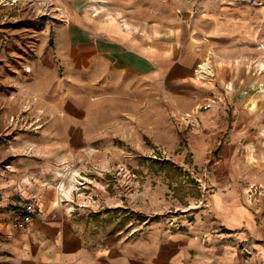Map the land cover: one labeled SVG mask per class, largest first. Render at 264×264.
I'll list each match as a JSON object with an SVG mask.
<instances>
[{"label":"crops","instance_id":"0c3cea01","mask_svg":"<svg viewBox=\"0 0 264 264\" xmlns=\"http://www.w3.org/2000/svg\"><path fill=\"white\" fill-rule=\"evenodd\" d=\"M216 15L214 10L160 41H144L107 22L85 24L90 20H80V11L75 20H50L53 25L31 21L44 35L34 37L30 49L26 37L4 38L0 119L33 94L42 125L16 134L15 152L0 140V264H264V202L247 201L243 193L260 171L245 156L264 124L262 109L249 107L251 85L236 76L234 84L225 83V95L221 73L215 88L196 76L198 61L213 49L208 42L244 40L237 35L249 21ZM206 104L197 127L181 124L182 113ZM183 139L197 162L211 152L220 157L211 174L210 211L187 231H170L157 220L123 237L120 219L109 223L110 215L94 214L90 221L87 210L69 214L56 206L54 179L64 163L81 172L86 161L104 168L125 161L146 173L145 195L159 208L167 190L159 173L177 181L179 173L169 163L145 164L140 155L151 145L175 151ZM123 148L131 154L125 157ZM32 196H39L41 216L19 227L22 204Z\"/></svg>","mask_w":264,"mask_h":264},{"label":"rangeland","instance_id":"374dc122","mask_svg":"<svg viewBox=\"0 0 264 264\" xmlns=\"http://www.w3.org/2000/svg\"><path fill=\"white\" fill-rule=\"evenodd\" d=\"M74 7L80 11V20H83L84 16L90 20H85V24L104 25L107 22L132 32L144 41L172 38L176 29L182 25L191 24L195 20L201 23L200 17L211 15L214 10L217 12L216 16L222 19L235 18L240 21L247 16L246 21H249L246 23L247 27L242 34L237 35L245 36L244 40L240 37L238 40L227 38V41H219L217 44L213 43L215 41H209L208 45L213 49L197 63L200 64L206 59V63L208 62L210 66L209 72L204 76L196 73V76L205 85L215 88L218 74L221 73L222 80L220 79L219 82L224 95L225 83L231 81L234 84L232 76H236L238 83L250 84L252 89L248 105L253 111L262 109L260 120L264 123V88L260 86L264 82L262 70L264 66V6L245 5L234 0H0V47L6 42L5 37L20 36L26 37L24 41L28 43L27 47L32 48L30 42L35 41L33 38L44 34L42 31L38 32L39 24H31V21L48 19L47 24L53 25L50 20L70 21L73 18L75 20L78 17V11L75 17ZM214 46H217V49ZM35 101V95H23L20 102L18 100L14 107L10 108L12 112L4 116L3 122L0 119V140L11 152L16 151L14 146L16 134L34 133L41 128L40 112L34 109ZM2 109L4 106L1 105L0 117ZM180 121L185 127L193 128L186 125L181 118ZM261 126V132L259 136H256V145H253L252 150L246 152L245 156L247 161L259 164L260 167L256 180L248 182L243 189L246 200L250 202H264V124ZM130 150L123 148L125 157L131 154ZM153 150L156 151V157L152 156ZM248 155H251L250 159L247 158ZM178 157H180L179 161L176 160ZM140 158L149 165L160 166L163 163H169L179 173L178 181L166 178L165 172L159 173L161 179L167 184V190L159 208L150 206L145 195L146 173L138 172L125 161L119 163L125 164L134 171L137 178L129 183L123 177L122 186L116 184L114 176L110 173L117 163L104 168L95 165L97 162L86 161L83 163L84 170L80 172L88 179L108 176V181L111 180L105 191L99 190L101 188L99 182L92 180V183L97 187L96 191L104 196L107 205L120 201L121 205L118 208L105 211L107 215H110L107 216L111 218L108 220L109 223L120 219L123 237H131L140 232L145 224L157 220L162 221L170 231H187L197 217L210 211L208 198L214 190L211 174L214 172L213 167L220 163V157L216 153L211 152L204 162H197L186 140L183 139L175 151H170L161 145H151L149 151L142 153ZM61 162L64 163L65 160ZM64 165L66 163L61 169ZM70 165L74 167V164ZM99 170H110V172H102L98 175L96 172ZM182 198L186 199L183 201ZM63 210L65 211V207ZM132 228L136 231L129 234ZM206 238L204 236L203 240L206 241ZM232 243L243 248V241L233 238Z\"/></svg>","mask_w":264,"mask_h":264},{"label":"built area","instance_id":"2783aa9c","mask_svg":"<svg viewBox=\"0 0 264 264\" xmlns=\"http://www.w3.org/2000/svg\"><path fill=\"white\" fill-rule=\"evenodd\" d=\"M238 1L245 5H255V6H264V0H234ZM200 64H197V69H199ZM201 75H207L203 72ZM200 75V76H201ZM202 78V77H200ZM209 105H199L192 108L190 111L184 112L181 114L180 118L182 121L190 126H198V113L202 110H205ZM153 157H156V151H152ZM164 153V151H162ZM99 166L98 164H95ZM102 172H110L99 170L96 174L101 175ZM116 180V184L122 186V178L125 177L129 183L134 181L137 178V175L134 171L128 168L125 164L117 163L112 172H110ZM93 178L89 179L85 175H81L80 171L72 170V165L66 164L63 166L61 171L57 173L54 181V187L57 195V207L64 209L68 213H73L75 210L84 209L87 210V217L91 221L93 220L94 214L105 215L107 209H116L121 204L119 202L108 203L105 202L104 196L96 191L97 187L93 185ZM137 183V182H136ZM109 184L103 183L99 190L105 191L108 188ZM206 189V187H205ZM39 196H32L27 198L22 204L23 211L17 219V225L19 227H25L32 219L41 216V208L38 205ZM191 207V206H190ZM133 231H136L135 228H132L129 231L131 234Z\"/></svg>","mask_w":264,"mask_h":264},{"label":"bare ground","instance_id":"6f19581e","mask_svg":"<svg viewBox=\"0 0 264 264\" xmlns=\"http://www.w3.org/2000/svg\"><path fill=\"white\" fill-rule=\"evenodd\" d=\"M123 24H125V23H123ZM209 64H208V62L206 63V59L202 62V63H200V67H199V69H197V72L196 73H198V74H202L203 72H205V73H208L209 72ZM263 69H264V66H263Z\"/></svg>","mask_w":264,"mask_h":264}]
</instances>
